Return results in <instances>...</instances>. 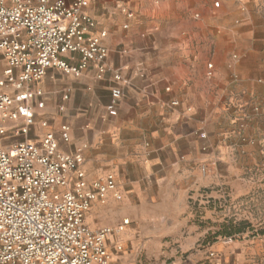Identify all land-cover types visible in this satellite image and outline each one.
<instances>
[{
  "label": "crops",
  "instance_id": "1",
  "mask_svg": "<svg viewBox=\"0 0 264 264\" xmlns=\"http://www.w3.org/2000/svg\"><path fill=\"white\" fill-rule=\"evenodd\" d=\"M166 1L89 0L85 11L95 20L94 32L105 31V71L99 78L93 63L77 76L48 68L29 84L40 91L28 102L33 125L9 140L38 143L53 131L58 150L81 152L88 182L113 175L119 197L109 192L85 218L91 228L128 220L122 231L112 227L113 263L245 264L239 249L229 254L220 242L209 257L194 215L207 211L208 197L218 192L215 185L229 183L228 165L246 149L253 156L255 150L242 143L253 141L259 148L264 140V64L224 57L222 36L239 35L246 27L238 25L217 32L209 57L207 30L178 22ZM262 1L226 0L220 13L235 18L241 8L252 20ZM116 72L121 98L116 114L109 115ZM227 121L232 127L226 130ZM20 122L8 121L6 127ZM131 222L136 233L126 229Z\"/></svg>",
  "mask_w": 264,
  "mask_h": 264
},
{
  "label": "built area",
  "instance_id": "2",
  "mask_svg": "<svg viewBox=\"0 0 264 264\" xmlns=\"http://www.w3.org/2000/svg\"><path fill=\"white\" fill-rule=\"evenodd\" d=\"M88 4L89 0H0L4 61L0 76V264H115L108 248L114 228H91L85 221L93 204L103 203L109 192L119 197L113 175L88 182L81 152L58 150L53 131H47L38 143L9 140L27 134L33 125L34 112L28 102L40 91L29 84L39 81L48 68L77 76L93 63L99 78L105 71V31L94 32L95 20L85 11ZM219 4L214 1V6ZM193 15L199 17L197 12ZM212 68L209 62L207 77L212 76ZM113 81L106 106L109 115L116 114L121 98L117 72ZM19 120L6 127L8 121ZM127 223L123 219L115 231H122ZM113 248L120 251L122 245L114 243Z\"/></svg>",
  "mask_w": 264,
  "mask_h": 264
},
{
  "label": "rangeland",
  "instance_id": "3",
  "mask_svg": "<svg viewBox=\"0 0 264 264\" xmlns=\"http://www.w3.org/2000/svg\"><path fill=\"white\" fill-rule=\"evenodd\" d=\"M216 0H167L176 15V20L182 24L189 23L194 31L207 30V50L211 57L215 49V38L219 30L233 25L246 27L237 36L222 39L223 54L226 59L246 60L247 65L264 64V1L257 3L255 18L252 20L242 16L241 8H237L235 18L228 13H220L222 3L214 6ZM199 17H194V13ZM253 27L249 26V22ZM199 38L198 36L196 39ZM4 61L0 56V76ZM262 101V100H259ZM227 130L232 123H224ZM259 148H255L253 141L247 140L242 145L255 150L253 156L248 149L242 151L235 162L228 165L229 183L217 184V195L208 197L207 211L197 212L194 218L199 219L197 230L203 234L204 244L208 247V256L216 254L215 245L223 243L228 253L236 251L243 253L245 264H264V140L258 141ZM228 181V180H227ZM216 189V188H215ZM98 216H94L96 221ZM107 225L108 224H102ZM97 224L94 228L102 226ZM115 224L112 227H116ZM132 222L126 227H132L136 233L137 227ZM124 232L119 234V237ZM111 235L109 238L114 237ZM243 262V260H242Z\"/></svg>",
  "mask_w": 264,
  "mask_h": 264
}]
</instances>
